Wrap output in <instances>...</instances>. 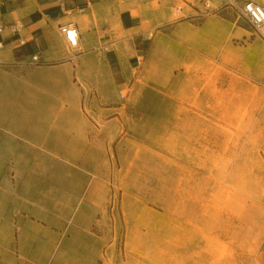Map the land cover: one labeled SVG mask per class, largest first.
<instances>
[{
  "label": "rangeland",
  "instance_id": "374dc122",
  "mask_svg": "<svg viewBox=\"0 0 264 264\" xmlns=\"http://www.w3.org/2000/svg\"><path fill=\"white\" fill-rule=\"evenodd\" d=\"M182 3L115 0L97 51L146 48L122 87L60 36L0 67V264H264V38Z\"/></svg>",
  "mask_w": 264,
  "mask_h": 264
},
{
  "label": "crops",
  "instance_id": "0c3cea01",
  "mask_svg": "<svg viewBox=\"0 0 264 264\" xmlns=\"http://www.w3.org/2000/svg\"><path fill=\"white\" fill-rule=\"evenodd\" d=\"M182 1L193 10L186 0ZM212 1L214 4V0ZM230 1L234 2V6L238 8L245 0ZM114 3L115 0H0V24L5 26L4 31L0 33V67L4 68V71H7L5 69L21 68L28 65L27 61L31 59V63L33 64H29V66L38 65V68H41L44 64L35 63H39L40 61L41 63H46L47 59L57 58L60 55L58 53L60 47L58 36L62 38L63 36L59 32V27L64 24L73 23L79 32V46L80 43L84 46V52L80 56L85 61H89L93 55L99 54L102 63L108 72H110L115 86H124L126 81L125 73L128 71L127 62L129 64L132 62L130 64V67H132L131 65L134 64L135 59L143 57L141 53L146 48L143 44L135 46L128 43L126 46L123 41L116 42L115 45L123 49L126 54L125 63L122 62L123 54L117 47L115 49L104 47V51H97L98 48H103L104 45H101V43L110 40L107 34L108 26L105 23L108 22L109 11L115 8ZM176 5L178 4L174 6ZM261 5L264 6V4ZM214 6L219 8L215 4ZM234 6L226 5V8ZM191 15L189 14L187 17ZM153 18L155 23L161 20V16L156 11L153 14ZM209 22L213 23L209 24ZM94 24L98 28L95 29ZM13 25L18 27V33L16 34L9 33L8 27ZM184 26L187 27L186 32L178 35L175 33L176 36L198 35L201 32L194 31L192 27H188L186 24ZM219 28L221 27L215 18H211L204 25L205 31H214ZM97 29L101 30L102 35L98 43L94 41L96 37L92 36L93 33L97 32ZM19 39L24 41L22 45L19 44ZM157 48L158 41L152 45L151 49L156 52ZM33 56H38V60L33 61ZM130 77L128 76L127 79H130ZM116 109L118 108L108 107L104 110L107 116H112Z\"/></svg>",
  "mask_w": 264,
  "mask_h": 264
},
{
  "label": "built area",
  "instance_id": "2783aa9c",
  "mask_svg": "<svg viewBox=\"0 0 264 264\" xmlns=\"http://www.w3.org/2000/svg\"><path fill=\"white\" fill-rule=\"evenodd\" d=\"M199 5H193L192 3H188L189 6L195 12V15H191V17L197 18H205L210 14L218 11V7H215L212 0H194ZM229 6H234V2L227 0L224 4ZM182 7L176 5L173 7V11L175 15H178L182 12ZM240 16L245 19L253 29L260 32V36L264 38V6L258 4L252 0H245L238 7ZM187 16H180L178 19H185ZM9 33L16 34L18 33V27L16 25L8 27ZM5 26L0 24V33L3 32ZM59 32L63 36L68 49H75L79 46V32L78 29L74 26L73 23H68L61 25L59 27ZM19 44L22 45L24 43L23 40L19 39ZM33 61L38 60V56L32 57ZM120 99H124V95L122 93L119 94Z\"/></svg>",
  "mask_w": 264,
  "mask_h": 264
},
{
  "label": "bare ground",
  "instance_id": "6f19581e",
  "mask_svg": "<svg viewBox=\"0 0 264 264\" xmlns=\"http://www.w3.org/2000/svg\"><path fill=\"white\" fill-rule=\"evenodd\" d=\"M179 4H181V3H179ZM182 4H184V3H182ZM185 5V4H184ZM181 6H183V5H181ZM173 9V8H172ZM196 18V17H195ZM201 19V18H200Z\"/></svg>",
  "mask_w": 264,
  "mask_h": 264
}]
</instances>
